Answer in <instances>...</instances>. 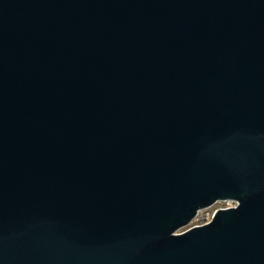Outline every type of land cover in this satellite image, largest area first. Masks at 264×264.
<instances>
[{
    "label": "water",
    "instance_id": "95a60500",
    "mask_svg": "<svg viewBox=\"0 0 264 264\" xmlns=\"http://www.w3.org/2000/svg\"><path fill=\"white\" fill-rule=\"evenodd\" d=\"M0 264H264V0H0Z\"/></svg>",
    "mask_w": 264,
    "mask_h": 264
},
{
    "label": "rangeland",
    "instance_id": "374dc122",
    "mask_svg": "<svg viewBox=\"0 0 264 264\" xmlns=\"http://www.w3.org/2000/svg\"><path fill=\"white\" fill-rule=\"evenodd\" d=\"M227 202L224 201H217L216 203L203 208L199 210L198 214L194 216V219L191 221V223L183 228H180V231H184L186 229H189L191 226L200 225L206 223L208 220H211L213 217L214 212L225 205H227Z\"/></svg>",
    "mask_w": 264,
    "mask_h": 264
},
{
    "label": "built area",
    "instance_id": "2783aa9c",
    "mask_svg": "<svg viewBox=\"0 0 264 264\" xmlns=\"http://www.w3.org/2000/svg\"><path fill=\"white\" fill-rule=\"evenodd\" d=\"M221 201H224V200H221ZM224 202H227L228 204L223 206V207H221V208L232 207V206H236L238 204V202L236 200H233V199H227ZM208 221H210V220H208Z\"/></svg>",
    "mask_w": 264,
    "mask_h": 264
}]
</instances>
